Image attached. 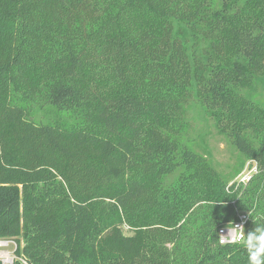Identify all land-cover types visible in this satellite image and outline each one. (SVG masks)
Returning a JSON list of instances; mask_svg holds the SVG:
<instances>
[{
  "label": "trees",
  "instance_id": "trees-1",
  "mask_svg": "<svg viewBox=\"0 0 264 264\" xmlns=\"http://www.w3.org/2000/svg\"><path fill=\"white\" fill-rule=\"evenodd\" d=\"M263 71L264 0H0V238L28 264H248L217 231L264 224V108L235 89ZM193 96L247 182L183 139Z\"/></svg>",
  "mask_w": 264,
  "mask_h": 264
},
{
  "label": "rangeland",
  "instance_id": "rangeland-1",
  "mask_svg": "<svg viewBox=\"0 0 264 264\" xmlns=\"http://www.w3.org/2000/svg\"><path fill=\"white\" fill-rule=\"evenodd\" d=\"M255 76V78L245 81L246 83L237 85L235 89L240 95L264 108V71ZM37 93L39 94L32 98H24L20 93H13L14 98L26 108L30 118L38 122H54L65 127L75 126L79 123L78 117L72 112L58 110L44 99L42 93ZM181 118L183 120L181 125L183 139L193 150L205 156L209 164L229 184L238 182L242 174L255 167L254 163L246 159L232 145L227 136L218 130L213 119L195 96L191 97L187 105H184ZM176 176L177 174L173 173L166 177V181L169 183ZM127 231L125 227V232L128 233ZM22 244L21 241L20 246Z\"/></svg>",
  "mask_w": 264,
  "mask_h": 264
},
{
  "label": "clouds",
  "instance_id": "clouds-1",
  "mask_svg": "<svg viewBox=\"0 0 264 264\" xmlns=\"http://www.w3.org/2000/svg\"><path fill=\"white\" fill-rule=\"evenodd\" d=\"M225 237L227 243L246 249L248 264H264V224L247 233L243 225L232 224Z\"/></svg>",
  "mask_w": 264,
  "mask_h": 264
},
{
  "label": "built area",
  "instance_id": "built-area-1",
  "mask_svg": "<svg viewBox=\"0 0 264 264\" xmlns=\"http://www.w3.org/2000/svg\"><path fill=\"white\" fill-rule=\"evenodd\" d=\"M255 172H256V167L242 174L238 182L241 183L247 182ZM247 221H248L247 212H237V216L234 221L227 223L218 228L217 231L218 242L220 244H229L226 242L227 238L225 237L228 232V227L231 228L232 224L243 225L245 231ZM16 248H17V243L13 238H0V262L2 264H14V261L19 260L22 264H28L23 258L17 257V255L15 254Z\"/></svg>",
  "mask_w": 264,
  "mask_h": 264
}]
</instances>
